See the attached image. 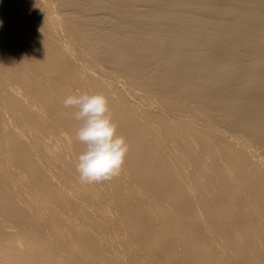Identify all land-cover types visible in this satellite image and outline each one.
Listing matches in <instances>:
<instances>
[{
    "label": "bare ground",
    "instance_id": "1",
    "mask_svg": "<svg viewBox=\"0 0 264 264\" xmlns=\"http://www.w3.org/2000/svg\"><path fill=\"white\" fill-rule=\"evenodd\" d=\"M76 91L129 144L110 181ZM0 264H264V0H0Z\"/></svg>",
    "mask_w": 264,
    "mask_h": 264
},
{
    "label": "clouds",
    "instance_id": "2",
    "mask_svg": "<svg viewBox=\"0 0 264 264\" xmlns=\"http://www.w3.org/2000/svg\"><path fill=\"white\" fill-rule=\"evenodd\" d=\"M63 106L73 109V119L81 122L76 139L85 146L76 158V172L82 184L110 181L123 168L129 144L117 134V123L104 92L76 91L67 95Z\"/></svg>",
    "mask_w": 264,
    "mask_h": 264
}]
</instances>
